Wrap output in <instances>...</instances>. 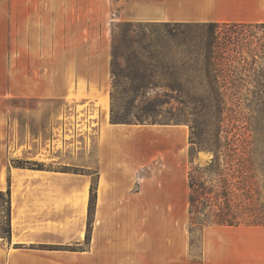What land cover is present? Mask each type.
Listing matches in <instances>:
<instances>
[{
	"label": "crops",
	"instance_id": "1",
	"mask_svg": "<svg viewBox=\"0 0 264 264\" xmlns=\"http://www.w3.org/2000/svg\"><path fill=\"white\" fill-rule=\"evenodd\" d=\"M110 8L111 0L8 1L7 36H17L18 66L23 62L34 73H23L24 78L29 73L24 94L18 82L6 86L0 119L7 120L10 98L37 101L40 114L48 107L44 124L49 123V133L45 127H29L20 142L23 158L50 167L10 165L6 148L0 160V190L10 191V237H0V264H189L188 184L187 177L178 175L188 129L185 124L110 121L109 43L100 46L98 41L96 47L101 34L93 12ZM144 8L149 10L130 19L264 20V0L241 1L235 7L229 0H150ZM48 55L71 58L70 64L63 59L51 66L49 83L36 75L39 61L33 64L35 57ZM95 111L92 141L90 116ZM80 120L84 134L77 131ZM58 126L61 131L55 132ZM81 136L80 152L76 143ZM17 149L14 146L11 157H21ZM156 161L160 168L154 173ZM92 184L95 202L85 240ZM200 259V264H264V225L203 227Z\"/></svg>",
	"mask_w": 264,
	"mask_h": 264
},
{
	"label": "rangeland",
	"instance_id": "2",
	"mask_svg": "<svg viewBox=\"0 0 264 264\" xmlns=\"http://www.w3.org/2000/svg\"><path fill=\"white\" fill-rule=\"evenodd\" d=\"M8 1L0 0V91H2L0 107L7 93L6 86L18 82L20 91L24 94L23 83L29 80V73H34L29 67L25 69L27 66L23 62L18 66V57L14 55V52H17V36H7ZM149 1L111 0L110 11L105 9L102 13V9L93 10L96 24L100 25L98 32L101 34L98 39L96 38V47L98 41L100 46L104 41L109 43L107 57L110 73V114L113 106L124 114V120L127 122L185 124L188 129L187 147L182 168L179 169L180 176L187 177L189 169L194 166L207 165L213 154L203 148H213L217 141L216 144L219 145L217 147L221 150H226L228 147L235 149L241 159L247 160L243 161L246 170L243 175L246 173L249 180L246 194L258 201L263 211L259 221L255 222L264 224V28L251 25V23H263L264 20L257 22L131 20L130 18L136 14H144L149 10L144 8V4ZM229 1L235 7L241 1L249 4L253 0ZM224 3L221 5L228 6ZM84 12L85 10H81V13ZM127 22L131 25L126 26ZM204 22L218 23L213 37L214 53L211 59H209L211 28ZM114 38L121 39L120 46H126L119 50L123 59H120L122 66L120 75L116 79L118 86L115 89L112 88L114 78L111 75ZM38 59L39 57L33 59V64L37 66L39 61L41 65H38L36 75H41L47 83L50 82L52 75L50 70L53 64L63 59L64 63L66 60L68 64L71 63L68 62L71 58L65 56L54 58L48 55ZM82 59L84 60L85 57ZM214 69L219 74L218 85L236 90L235 94H229L233 90H225L226 94L222 101L215 99L211 93L212 85L207 77V71ZM26 70L31 71L24 78L23 73ZM38 77H34V82H37ZM112 91L115 96L113 103L110 98ZM39 106L35 100L10 98L7 101V120L3 116L0 119V142L4 143L0 145L2 147L0 160L4 159V154L6 156L7 148L10 165H13L12 161L15 159L30 163L34 161L22 157L24 145L20 141L24 139L29 127L34 129L45 127L44 132L46 135L49 133V123L47 126L44 124V119L47 117L45 114L49 109L47 107L46 112L42 109L40 114ZM96 116V111L90 116L89 132L91 139L94 138L92 141L96 140ZM79 117L81 118L82 114H79ZM22 119L27 124L22 122ZM71 127L72 123L67 125L65 138L68 141L72 140ZM77 127V131L84 134V120H80ZM54 131L60 132V126ZM215 134H217L216 140L213 136ZM79 139L76 144L81 152L84 136ZM32 141L36 142V139ZM14 146L21 149L19 155L21 157H11ZM66 146L69 148L71 144ZM81 156L79 153V160L83 158ZM35 161L43 164L44 167H50L44 164V161ZM25 165L31 164L25 163ZM159 168V162H154V173ZM240 222L252 223L247 215H242ZM187 228L190 233L188 263L200 264V233L203 228L197 225L190 226L189 214Z\"/></svg>",
	"mask_w": 264,
	"mask_h": 264
},
{
	"label": "trees",
	"instance_id": "3",
	"mask_svg": "<svg viewBox=\"0 0 264 264\" xmlns=\"http://www.w3.org/2000/svg\"><path fill=\"white\" fill-rule=\"evenodd\" d=\"M205 24H208L211 28L210 36L212 41L209 46V53L211 54L209 59H211L214 53L213 37L215 36V28L218 23L207 22ZM129 25L131 24L127 22L126 26ZM251 25L264 28V22L251 23ZM120 40L121 39L115 40L114 38L112 44L111 75L114 78L112 83L113 89L118 86V81L116 79L120 75V67L122 66L120 59H123V56L119 50L126 47L125 45H119ZM255 55L256 54H254V56ZM218 76L219 74L215 69L213 71H207V77L210 79L212 85L211 93L215 99L222 101L226 94L225 90H233L229 94H235L236 90L232 87H222V85H218ZM110 98L113 103L115 98L113 91L110 92ZM124 118V114H121L112 106L110 114V121L112 123H135L127 122ZM216 135L217 134L213 135L215 136V140L217 139ZM191 142L192 141H190V143ZM217 142H215V147L213 148H203L210 150L213 154L207 165L202 167L194 166L190 168L187 173L190 226L197 225L203 228L207 225H264L255 222L259 221L261 218V213L263 212L261 206L258 205V201L253 200L251 196L246 194V192H248L247 187L249 185V180L246 173L243 175V172L246 171L243 161L247 160L245 158L241 159L235 149L230 147L226 150L219 149V147H217L219 145L216 144ZM198 147L200 149L202 148L201 146ZM25 163L31 165L27 166ZM12 164L16 167H29L33 169L45 168L43 164L36 161L30 163V161L15 159L12 161ZM94 202L95 187L92 184L90 188L85 240H88L91 231V212L94 207ZM10 212V191L7 187L4 191L0 190V237L7 241H9L10 237ZM242 215H247L252 223H241L240 217ZM189 230L191 231V228Z\"/></svg>",
	"mask_w": 264,
	"mask_h": 264
},
{
	"label": "bare ground",
	"instance_id": "4",
	"mask_svg": "<svg viewBox=\"0 0 264 264\" xmlns=\"http://www.w3.org/2000/svg\"><path fill=\"white\" fill-rule=\"evenodd\" d=\"M207 5H208V2H207ZM212 6V5H211ZM208 6H206V8H207ZM206 8H205V10H206Z\"/></svg>",
	"mask_w": 264,
	"mask_h": 264
}]
</instances>
